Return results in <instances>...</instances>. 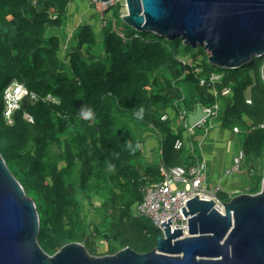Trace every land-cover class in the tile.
Wrapping results in <instances>:
<instances>
[{
	"label": "trees",
	"instance_id": "obj_1",
	"mask_svg": "<svg viewBox=\"0 0 264 264\" xmlns=\"http://www.w3.org/2000/svg\"><path fill=\"white\" fill-rule=\"evenodd\" d=\"M70 1L0 0V108L4 87L13 80L38 97L26 98V106L13 113L12 124L2 116L0 153L35 202L40 246L52 254L79 240L86 222L77 193L92 191L101 195L95 208L107 227L101 232L93 224V231L120 245L112 246L111 253L125 246L138 252L155 247L159 229L149 219L133 216L132 209L142 198L141 186L162 178L160 168L189 163L185 147H174L182 131L160 118L182 92L181 105L189 110L196 102L219 101L218 125L229 132L239 128L235 136L246 155L242 174L249 183L240 190L258 192L264 160V127L259 126L264 123V54L235 68L213 66L203 47L135 31L122 20L118 1L108 8L101 27V53L94 51L95 30L85 21L75 27L73 44L65 50L56 31L64 29ZM113 24L123 29L125 38ZM191 48L193 55L202 53L195 61L199 72L183 62ZM212 72L221 74L217 98L199 84V77ZM223 88L230 93L221 95ZM48 94L58 102L43 100ZM125 117L152 128L160 145L157 160L141 164V140L121 123ZM229 189L235 188L227 183L218 192L222 201L229 200Z\"/></svg>",
	"mask_w": 264,
	"mask_h": 264
},
{
	"label": "water",
	"instance_id": "obj_2",
	"mask_svg": "<svg viewBox=\"0 0 264 264\" xmlns=\"http://www.w3.org/2000/svg\"><path fill=\"white\" fill-rule=\"evenodd\" d=\"M125 3L121 18L135 31L203 47L213 66L235 68L264 54V0ZM260 73L264 83V60ZM203 117L196 105L188 123L194 125ZM185 202L187 209H181L188 219V235L183 236L182 228L171 232L168 217L161 222L163 234L148 252L125 246L112 254L92 256L81 242L73 241L49 254L38 242L40 219L35 202L0 153V264H264V160L259 191L223 201V212L212 200L198 195Z\"/></svg>",
	"mask_w": 264,
	"mask_h": 264
},
{
	"label": "built area",
	"instance_id": "obj_3",
	"mask_svg": "<svg viewBox=\"0 0 264 264\" xmlns=\"http://www.w3.org/2000/svg\"><path fill=\"white\" fill-rule=\"evenodd\" d=\"M87 1L102 24L106 23L108 8L117 2V0ZM122 5L126 10L125 0H122ZM112 28L121 38H125L122 28L117 27L115 24H113ZM71 34L72 32L69 33L68 37ZM183 62L190 67H194V72H199L201 69L195 62L190 60L183 59ZM220 80L221 74L212 72L207 77H199V84L208 86L213 96L217 98L219 91L216 88V84ZM229 93V88H223L220 92L221 95H228ZM27 97L31 100L38 99L37 95L29 91L21 82L13 80L4 87L2 116L7 124H12L13 113L21 107L22 100ZM184 97L185 95L182 92L181 97L173 102L171 110L162 113L160 118L161 120H170L175 130L180 129L182 131L183 136L174 141V147L175 149L185 147L189 154V163L188 165H174L167 169L164 167L160 168L162 178L141 186L142 198L132 209L133 216L149 219L159 229L160 235L163 234L164 230L161 222L168 220V217H171V223L168 224L171 232H173L174 228H182L183 236L188 235V219L181 207L184 206L187 209L185 201L195 197V195H198L203 200H212L214 207L223 212V201L219 198L218 192L224 190V185L229 183L241 171L246 158L244 151L240 149L233 155L231 162L222 170L220 179L213 184L210 183L207 160L203 155V146L210 130L219 124L217 120L220 103L218 100L211 104L196 102L193 109L189 110L181 105ZM42 99L54 103L58 102V99L50 94ZM246 102L250 103V99H246ZM196 105L200 106L204 117L196 124L190 125L188 123V115L195 112ZM25 118L29 122L33 121L28 114H25ZM259 126L261 128L264 127V123L259 124ZM251 128L252 126H250ZM232 131L238 133L240 130L238 127H234ZM226 191L229 199L242 193L237 188Z\"/></svg>",
	"mask_w": 264,
	"mask_h": 264
},
{
	"label": "rangeland",
	"instance_id": "obj_4",
	"mask_svg": "<svg viewBox=\"0 0 264 264\" xmlns=\"http://www.w3.org/2000/svg\"><path fill=\"white\" fill-rule=\"evenodd\" d=\"M86 1L87 0H80L79 5H78V3H76L74 6L72 4V6H73L72 8L70 7L71 14H69V15L71 18L70 21L72 23L75 21L74 24H76V23L78 24V23L84 22L86 20L87 21L91 20V18H87L86 15H84V17H83L84 9L82 8L83 7L82 3L85 2L87 4ZM117 1L120 2V4H121V7L119 9V13L122 16L123 14H125L126 10L124 9V6L122 5V0H117ZM68 11H69V9H68ZM67 14H68V12H67ZM69 15H68V17H69ZM68 17H67V19H68ZM66 22L67 21H65L64 24H66ZM91 25L93 26V28L95 30L96 41H97L96 46L94 48V51L101 53L102 48H103L102 47V45H103L102 44L103 33H102V28H101L102 22L99 19H97V21H94ZM74 31H75V29H72V34L74 33ZM56 32H58V34L60 35V37L63 40V49L66 50L70 45L73 44V42L71 40L72 34L69 37L68 36L65 37L64 29H57ZM68 35H69V33H68ZM187 52L188 53L186 54V60H190L191 62L201 60L199 58L202 57V53H198L196 55H193V54H191L193 52L192 48L188 49ZM205 53L207 54V57H208V52L205 51ZM61 56L63 57V54ZM1 118H2V110L0 108V119ZM121 123L126 125L127 130H129L134 135V137H136L137 139H140L142 142L145 141V138L147 135L150 136L151 133L153 135H155L151 131L152 128H147V127L141 126L139 123L135 122L134 120H132L129 117L122 118ZM232 132H229V139H227L228 147H227V144L226 145L222 144L223 146H218V148L216 149V151H215L216 156H214V163L211 164L212 169H218L219 170L221 161L218 162V160H220V155H221V153L224 152L223 151L224 149H226L227 151H228V149L234 150L233 155H235V153L241 149V148H239L240 147L239 142L237 140V137L235 136V133L234 132L232 133ZM156 138L158 140L157 136H156ZM206 145H208V144H206ZM204 152H205V150H204ZM158 155H159V152L154 153L153 157L151 159L142 157L141 158V164L148 163V162H154L155 160H157ZM245 160H246V158H245ZM243 165H244V163H243ZM242 167L243 168H242L241 172L238 173L235 177H233L230 180L229 186L231 188L241 189L240 187H242L241 186L242 183H244V184L249 183L248 177H245L243 175L244 171H246V170H245L244 166H242ZM77 196H79V198L81 200L80 201L81 202V207H80L81 220L86 222L84 224L83 235H80L81 237L79 238L78 242H81L85 246L88 253L92 256H102V255H106V254H112L110 252V248L112 246L119 248L120 247L119 243H116L114 245L115 241L113 239L111 240L110 237H104L102 235L95 234V232L93 231V226L95 224H97L100 227L101 232L107 231V227L103 226L102 223L100 224V220H101V216H102V214L100 213V209L95 208V206L100 205L98 202H101V195L98 193H95V192L93 193L91 191L88 193V195L86 193L78 192ZM80 234H81V231H80Z\"/></svg>",
	"mask_w": 264,
	"mask_h": 264
},
{
	"label": "crops",
	"instance_id": "obj_5",
	"mask_svg": "<svg viewBox=\"0 0 264 264\" xmlns=\"http://www.w3.org/2000/svg\"><path fill=\"white\" fill-rule=\"evenodd\" d=\"M87 4L85 2L82 3L83 5V9H84V13H83V17L84 15L87 16V18H91V20H86L85 22H88L89 24H92L94 21H97V15L94 12V10L92 9V7L89 5L88 1H86ZM76 3H80V0H71L68 4V15L71 14L70 11V7L72 8ZM73 4V6H72ZM82 17V18H83ZM70 15L68 17V19L66 20V24H64L63 28L65 31V37L68 36V33L72 32V29H75V27L80 24V23H76L74 24V22L72 23L70 21ZM227 139H229V132L227 130H223L219 127V125L215 126L213 129L210 130L208 136L206 137L205 141H204V146H203V155L205 156V159L207 160V166H208V174H209V179H210V183H215L216 181H218L221 177V172L222 170L231 162L233 154H234V150H229L228 151L226 149H224L223 153H221L220 155V160L221 164L218 169H212L211 168V164L214 163V156H216V149L218 148V146H223L222 144L226 145L228 147V142ZM208 144V145H206ZM141 145V150H142V157L151 159L153 157L154 153H158L159 152V144H158V140L156 138L155 135H153L151 133V135H147L145 138V141H141L140 143ZM205 150V152H204ZM230 183V181H229Z\"/></svg>",
	"mask_w": 264,
	"mask_h": 264
}]
</instances>
